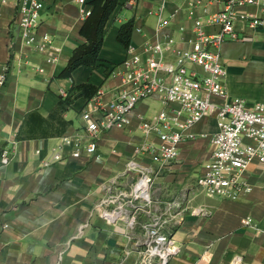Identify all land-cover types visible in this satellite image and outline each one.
<instances>
[{
  "label": "crops",
  "instance_id": "1",
  "mask_svg": "<svg viewBox=\"0 0 264 264\" xmlns=\"http://www.w3.org/2000/svg\"><path fill=\"white\" fill-rule=\"evenodd\" d=\"M90 1H45L38 32L52 35L53 42L41 52L21 37L17 0H0V71L8 67L7 79L0 85V147L12 149L6 164L0 154V264L137 262L139 253L124 233L125 223L109 218L95 204L105 183L123 173L130 158L138 155L147 161L149 155L136 154L143 139L138 124L141 118L155 116L162 101L159 95L141 100L130 113L128 127L103 132L96 159L85 147L83 119L94 95L87 98L76 87L93 83L103 89L104 103L113 98L123 83L109 67L121 63L130 50L144 52L146 42L156 40L159 19L150 10L161 0H136L135 5L120 0L106 25L102 64L81 65L72 76H61L73 49L86 40L80 28L85 19L82 10H91ZM190 1H167L164 17L171 21L161 32L182 36L179 26L192 25ZM222 7V2L202 0L195 13ZM132 18V40L125 48L117 35L121 24ZM251 34L253 40H230L221 47L229 96L242 97L249 107L264 102V30ZM70 93L72 102L60 106L61 97ZM217 128L214 114L192 131L212 134ZM79 135L83 139L78 149L73 142L62 143L65 136ZM211 149L204 137L183 142L178 158L157 180L160 198L180 199L179 209L185 208L173 232L180 252L167 264H264V163L253 162L247 170L251 191L237 199L211 196L196 185ZM193 207L209 213H195ZM246 217L251 224L243 223Z\"/></svg>",
  "mask_w": 264,
  "mask_h": 264
},
{
  "label": "built area",
  "instance_id": "2",
  "mask_svg": "<svg viewBox=\"0 0 264 264\" xmlns=\"http://www.w3.org/2000/svg\"><path fill=\"white\" fill-rule=\"evenodd\" d=\"M45 1L17 0L21 37L27 46L41 52L48 51L53 42L52 35L38 32ZM167 1L161 0L150 10L159 19L156 40L146 42L142 53L130 50L121 63L113 65L110 73L121 76L123 83L113 98L104 103L100 98L104 91L99 88L83 111L85 147L98 159L96 150L103 132L115 126L128 127L130 113L141 100L159 95L162 101L155 116L141 118L138 124L143 139L136 154L149 155L147 161L138 155L130 158L125 171L105 183L104 194L95 204L109 218L125 223L124 233L141 256L137 264H167L180 252L173 228L184 217L185 208L179 209L180 199H161L157 180L178 158L183 142L199 136L210 141L211 154L196 185L211 196L237 199L251 191L247 170L253 162L264 163V102L249 107L242 97L229 96L221 50L226 41L253 40L251 32L264 30V0H213L222 2L223 7L215 11L205 8L201 15L195 12L202 0L190 1L192 25L179 26L181 37L161 32L171 21L164 17ZM127 4L135 5L136 0ZM82 12L86 17L90 10ZM7 68L5 65L0 71V85L7 79ZM214 114L216 132L192 131L196 123ZM82 139V135L75 139L65 136L62 143L73 142L78 149ZM0 154L6 164L12 149L0 147ZM192 210L209 213L203 207ZM242 221L252 223L250 217Z\"/></svg>",
  "mask_w": 264,
  "mask_h": 264
},
{
  "label": "trees",
  "instance_id": "3",
  "mask_svg": "<svg viewBox=\"0 0 264 264\" xmlns=\"http://www.w3.org/2000/svg\"><path fill=\"white\" fill-rule=\"evenodd\" d=\"M90 3L92 6L90 13L85 17L80 28V33L86 40L73 49L66 66L61 72V76H72L73 71L81 65L98 67L102 64L100 51L104 42L106 25L120 0H91ZM133 31V18L122 23L119 28L117 38L125 48L130 47ZM112 67L113 65L109 67V72ZM76 88L81 91V95L90 98L97 92L99 86L86 82ZM72 100L71 93L66 97H61L60 106L66 107Z\"/></svg>",
  "mask_w": 264,
  "mask_h": 264
},
{
  "label": "rangeland",
  "instance_id": "4",
  "mask_svg": "<svg viewBox=\"0 0 264 264\" xmlns=\"http://www.w3.org/2000/svg\"><path fill=\"white\" fill-rule=\"evenodd\" d=\"M157 193V192H156ZM175 228H176V226L173 228V232H174V230H175ZM137 250V249H136ZM141 259V256L140 255H138V259H137V262H136V264L138 263V261Z\"/></svg>",
  "mask_w": 264,
  "mask_h": 264
}]
</instances>
